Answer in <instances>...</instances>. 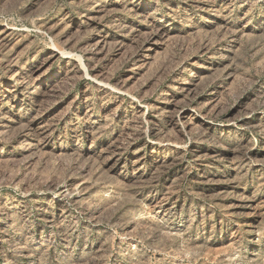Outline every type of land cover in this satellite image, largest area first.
<instances>
[{
	"label": "rangeland",
	"instance_id": "1",
	"mask_svg": "<svg viewBox=\"0 0 264 264\" xmlns=\"http://www.w3.org/2000/svg\"><path fill=\"white\" fill-rule=\"evenodd\" d=\"M0 264H264V0H0Z\"/></svg>",
	"mask_w": 264,
	"mask_h": 264
},
{
	"label": "bare ground",
	"instance_id": "2",
	"mask_svg": "<svg viewBox=\"0 0 264 264\" xmlns=\"http://www.w3.org/2000/svg\"><path fill=\"white\" fill-rule=\"evenodd\" d=\"M63 52V51H62ZM64 53V52H63Z\"/></svg>",
	"mask_w": 264,
	"mask_h": 264
}]
</instances>
